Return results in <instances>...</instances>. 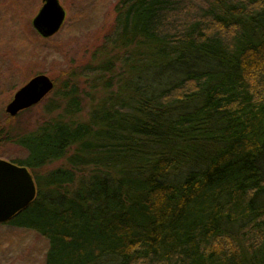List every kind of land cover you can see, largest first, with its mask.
I'll return each mask as SVG.
<instances>
[{"label":"trees","instance_id":"16d2710c","mask_svg":"<svg viewBox=\"0 0 264 264\" xmlns=\"http://www.w3.org/2000/svg\"><path fill=\"white\" fill-rule=\"evenodd\" d=\"M116 13L115 56L86 74L106 96L75 118L71 81L63 113L19 138L15 163L67 166L32 172L36 199L3 224L47 239L45 264H264V0Z\"/></svg>","mask_w":264,"mask_h":264},{"label":"rangeland","instance_id":"374dc122","mask_svg":"<svg viewBox=\"0 0 264 264\" xmlns=\"http://www.w3.org/2000/svg\"><path fill=\"white\" fill-rule=\"evenodd\" d=\"M119 1L60 0L67 11L66 21L57 34L45 38L33 26L43 0H0V159L14 162L25 157L19 138L63 113L62 94L71 81L78 82L83 101V112L75 118L88 120L106 91L105 83H93L86 74L115 56L105 41L113 30ZM117 69L118 64L114 72ZM41 74L54 81V89L40 103L10 116L6 108L16 92ZM66 166L62 160L31 172L44 176ZM92 168H82L78 178L88 176ZM48 248L49 242L39 233L0 223V264H45Z\"/></svg>","mask_w":264,"mask_h":264},{"label":"water","instance_id":"95a60500","mask_svg":"<svg viewBox=\"0 0 264 264\" xmlns=\"http://www.w3.org/2000/svg\"><path fill=\"white\" fill-rule=\"evenodd\" d=\"M43 3L33 26L40 35L50 38L63 27L67 11L60 0H43ZM54 87V81L47 75L32 78L16 92L6 112L12 117L18 115L40 103ZM37 194L35 177L27 166L0 159V223L8 222L27 208Z\"/></svg>","mask_w":264,"mask_h":264}]
</instances>
